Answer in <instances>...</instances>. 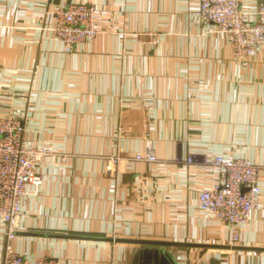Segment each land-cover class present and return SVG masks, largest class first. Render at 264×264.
<instances>
[{
  "label": "crops",
  "instance_id": "crops-1",
  "mask_svg": "<svg viewBox=\"0 0 264 264\" xmlns=\"http://www.w3.org/2000/svg\"><path fill=\"white\" fill-rule=\"evenodd\" d=\"M239 1L254 22L264 0ZM200 3L0 0V118H17L24 145L53 154L36 168L42 185H27L15 253L59 264H264V46L239 62L196 16ZM74 4L96 11L100 33L70 48L52 29ZM147 148L159 163L132 160ZM218 157L261 169V204L234 230L200 208L201 193L224 182L209 166ZM6 233L0 222V264Z\"/></svg>",
  "mask_w": 264,
  "mask_h": 264
},
{
  "label": "built area",
  "instance_id": "built-area-1",
  "mask_svg": "<svg viewBox=\"0 0 264 264\" xmlns=\"http://www.w3.org/2000/svg\"><path fill=\"white\" fill-rule=\"evenodd\" d=\"M196 16L200 21L211 22L216 26L218 33L228 39L234 57L239 62L245 61L264 46V5L257 10L256 20L251 23L244 20L239 0H201ZM54 17L52 32L55 39L70 48L92 41L100 33L96 11L87 5L61 7ZM24 135L25 129L17 118H0V222L7 225L3 264H59L50 258L29 261L15 253L10 244L22 231L21 203L26 196L27 185H42L43 179L36 168L46 157L53 156L47 149L26 147ZM132 160L146 164L160 162L151 148ZM118 162L119 157H110L109 171ZM187 163L194 164V158H189ZM209 166L214 170H222L225 178L223 183L201 193L200 208L212 213L218 221L230 225L234 230L235 226L246 223L261 204V169L246 159L226 160L223 157L213 159ZM236 243L237 238H234L231 245Z\"/></svg>",
  "mask_w": 264,
  "mask_h": 264
},
{
  "label": "water",
  "instance_id": "water-1",
  "mask_svg": "<svg viewBox=\"0 0 264 264\" xmlns=\"http://www.w3.org/2000/svg\"><path fill=\"white\" fill-rule=\"evenodd\" d=\"M79 239L78 237H73ZM81 238V237H80ZM89 240L109 242V243H120V244H137V245H148V246H161V247H182V248H201L205 247L202 245L183 244V243H170V242H153V241H136V240H124V239H101V238H88Z\"/></svg>",
  "mask_w": 264,
  "mask_h": 264
}]
</instances>
